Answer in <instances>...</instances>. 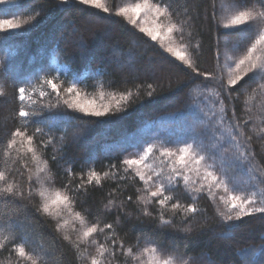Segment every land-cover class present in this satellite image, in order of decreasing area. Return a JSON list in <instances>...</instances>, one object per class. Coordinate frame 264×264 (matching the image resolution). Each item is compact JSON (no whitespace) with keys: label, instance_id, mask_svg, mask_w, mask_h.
Listing matches in <instances>:
<instances>
[{"label":"trees","instance_id":"1","mask_svg":"<svg viewBox=\"0 0 264 264\" xmlns=\"http://www.w3.org/2000/svg\"><path fill=\"white\" fill-rule=\"evenodd\" d=\"M105 2L113 9L112 14L80 5L78 0H7L0 4V18L30 21L21 29L0 33V171L6 173L8 182L19 184L24 191L22 198L0 197V234L10 237L0 249V264H17L14 246L20 244L37 264H89L99 244L109 249L105 264H140L122 254L121 243L134 254L155 246L161 256L171 255L174 264H260L264 214L225 223L218 214L224 210L219 201L222 191L217 192L216 199L206 191L201 193L194 202L199 209L195 215L186 216L182 209L173 211L172 203H193L181 180L171 192L173 200L163 210L164 219L171 221L164 225L160 223L158 204L145 205L138 200L142 192L137 189L144 187L142 182L121 170L125 157L148 144L175 148L185 142L194 143L216 172L227 177L230 187L245 194L256 191L259 200L264 188L259 182L264 180V134L259 132L264 127V79L259 72L249 73L235 89L227 87V80L234 74L229 69L235 68L236 59L264 27V21H254L248 32L222 25L237 8L260 10V4L255 0L247 5L243 0L240 5L232 0H162L169 6L173 21L183 27L182 33L174 34L175 38L189 45L197 68L211 74V79H205L175 61L138 27L114 15L116 8L136 0ZM138 24L151 28L153 18L144 16ZM45 75H59L57 82L65 87L78 79V87L97 98L101 90L117 97L120 93L132 95L120 111L115 110L113 102V113L103 118L75 119L79 114L63 106L51 110L45 107L40 115L31 117L29 134L41 126L45 132L51 128L48 135L54 138L53 144L41 149L48 168L42 180L36 181L31 158H27L26 167L6 162L3 146L11 132L23 126L17 116V88L36 83ZM221 101L226 110L222 125L216 122L221 115ZM50 102H55L54 94L51 101L44 98L45 105ZM104 102H109V97ZM237 122L244 132L242 144L250 153L249 163L243 165L235 160L236 149L227 131L230 124L234 127ZM47 138H38L37 145ZM111 165H116L112 169L117 172L115 179L109 176L101 185L75 191L82 178L86 180L89 169L103 175ZM30 174L31 197L27 187ZM121 175L126 179L121 180ZM41 186L49 192L67 191L72 195V208L81 213L84 224L67 211H61L59 216L39 211ZM109 200L113 203L109 204ZM145 207L150 215H144ZM106 223L114 228L95 234L96 244L90 240L80 243L79 248L74 246L84 227H103ZM113 247L115 258L111 255ZM19 264L31 261L21 260Z\"/></svg>","mask_w":264,"mask_h":264},{"label":"snow or ice","instance_id":"2","mask_svg":"<svg viewBox=\"0 0 264 264\" xmlns=\"http://www.w3.org/2000/svg\"><path fill=\"white\" fill-rule=\"evenodd\" d=\"M6 2L7 0H0V4ZM67 2L68 0H61V3ZM252 2L253 0H243L244 5ZM255 2L260 4V10L246 6L239 7L225 20L222 25L223 28L248 32L251 30L254 21H264V0H255ZM78 3L92 9H98L104 13H113V9L108 6L105 0H78ZM232 3L240 5L242 0H232ZM114 15L138 27L139 32L143 33L151 41L159 43L164 52L186 68L191 69L196 76H203L205 79L212 78L210 73L201 72L197 68L192 59L193 53L189 51V45L179 42L175 38L174 34L182 33L183 27L173 21V14L169 6L162 3V0H136L135 3L116 8ZM148 15L153 18V26L151 28L140 26L138 21H142L143 17ZM29 22L28 19L0 18V33H11L21 29L23 25H27ZM182 39L183 37H181ZM229 71L234 73L227 80L229 89H235L249 73L259 72L261 73V78L264 79V27L259 29L258 34L255 39L251 40L246 51L236 59L235 68H230ZM59 79V75H45L39 77L36 83H28L17 88L16 98L19 102L17 116L23 126L17 127L12 131L6 145L3 146V155L6 162L11 160L13 163H19L26 167L27 158H31L36 169V181L42 180V174L48 168L47 163L42 158L41 149L53 144L54 138L48 135L52 131L51 128L48 129V132H45L44 127L41 126L35 127L29 134L27 125L31 117L40 115L41 110L45 107L51 110L63 106L73 113L79 114V116L73 117L75 119L81 117L103 118L113 113V102L115 110L120 111L122 105L127 104L132 95L131 92L127 94L120 93L117 97L116 94H106L101 90L99 91V98H97L78 87L80 83L78 79L74 82H69L66 87L57 82ZM261 87L264 88V84ZM148 88L152 89L153 85L149 84ZM53 94L55 95V102L45 105L43 103L44 98H48L51 101ZM0 95H3V93L0 92ZM148 95L151 96L152 92L150 91ZM106 96L109 97V102L107 103L104 102ZM34 105H39L40 107H33ZM220 112L221 115L216 122L222 125L226 118L223 101H221ZM233 115H235V112H233ZM213 117H215V113H213ZM245 123H248V120H245ZM261 123L264 124V116L261 117ZM227 131L229 139L234 142L233 147L236 149L235 160L238 165L249 163L250 153L247 150V146L242 144L241 138L244 136V132L239 122L234 127L230 124ZM237 132L239 136L236 135ZM259 132L264 134V127H260ZM45 135L48 136L47 140L41 141V145L38 146L36 141ZM63 139L64 137H61V140ZM248 139L250 140L251 137L249 136ZM157 151L159 152L158 156L155 155ZM13 153H15V156ZM52 159L55 160V156ZM207 161L208 157L198 150L194 143L185 142L182 146L175 148L148 144L134 155L125 157L121 161V170L125 174L131 173L134 180L138 178L142 182L144 187L137 189V191L142 192L138 200L145 205L158 204L161 209L160 223L164 225L169 224L171 221L164 219L163 210L173 200L174 197L171 192L179 185L181 180L185 190L191 195L193 203L185 206L177 201L171 204V210L173 211L182 209L186 216L189 214L195 215L199 209L194 202L201 193L206 191L212 199H216L217 192L222 191L223 195H219V201L223 204L224 210L218 214L225 223L241 221L244 217H249L256 213L264 214V188L260 190L259 200L257 199L256 191L248 194L239 192L235 188L230 187L227 177L218 174L215 166ZM112 169H116V165H111L110 170L104 172L103 175L94 169H89L86 174V180L82 178L81 184L76 187L75 191L79 192L81 188L93 184L101 185L103 180L109 176L115 179L117 172L112 171ZM249 170L251 171L252 169L250 168ZM22 175L23 173H21ZM68 175L72 176L71 170H69ZM193 175L196 179H193ZM119 178L124 180L126 176L121 175ZM252 179H256V177H252ZM259 182L264 184V180ZM27 187L28 196L31 197L33 194V175L31 174L28 177ZM65 188L67 189L68 186H65ZM38 195L42 201L39 208L42 213L50 216H59L61 211H67L70 215H74L82 225L84 224V217L80 212H76L72 208L74 197L69 195L67 191L49 192L41 186ZM23 196V188L15 182H8L6 173L0 171V197L22 198ZM131 199L132 197L129 196V200ZM112 203L113 201L109 200V204ZM144 215H150L147 207L144 209ZM59 227L60 225H58L57 230H59ZM113 228L114 226L111 223H106L103 227H100L99 224L84 227L74 246L79 248L80 243H88L90 240L91 243L96 244V240L93 239L95 234L104 233L105 229L111 230ZM9 239L10 237L0 234V249L5 246ZM64 239L67 240L69 238L65 236ZM108 239H111V236H108ZM113 244H115V241H113ZM120 249L125 257H131L133 260L139 261L140 264H174V259L171 255L166 258L161 256L155 246H147L139 254H134L131 248L125 250L122 243ZM14 251L18 258L17 264L21 260H28L31 261V264H37L36 259L26 251L22 244L15 245ZM108 251L109 249L105 245H97L96 255L90 257L89 264H105L104 257ZM111 255L115 258V247H113ZM245 255L247 256V253ZM260 257V264H264V246L260 250Z\"/></svg>","mask_w":264,"mask_h":264}]
</instances>
